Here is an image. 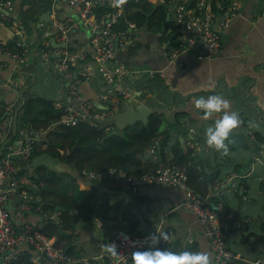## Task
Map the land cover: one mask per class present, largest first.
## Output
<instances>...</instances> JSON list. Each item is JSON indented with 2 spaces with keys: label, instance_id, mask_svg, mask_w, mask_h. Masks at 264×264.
I'll return each instance as SVG.
<instances>
[{
  "label": "crops",
  "instance_id": "0c3cea01",
  "mask_svg": "<svg viewBox=\"0 0 264 264\" xmlns=\"http://www.w3.org/2000/svg\"><path fill=\"white\" fill-rule=\"evenodd\" d=\"M6 1L12 10L11 22L7 25L18 32L12 43L0 42V142L6 144L21 138L26 144L32 140L34 146L40 145L48 131L43 127L36 130L23 126L24 105L32 99L46 98L56 110L54 102L63 99L73 84L59 71L58 57L53 54L48 60L44 57L45 42L49 43V49L60 47L53 40L56 31L51 26L54 20H73L77 24L76 28L70 29L66 47L84 57L71 68L72 78L80 80V94L100 111L105 103L102 96L112 91L115 85L96 72L90 44L93 30L79 21L77 12L67 0ZM150 1L159 3L162 0ZM182 1L196 6L202 0ZM237 1L238 15L221 33L220 53L214 59H200L198 50L171 58L172 49L159 33L147 28L137 29L132 24L128 47L117 48L113 62L125 66L132 73L121 83L128 89L122 102L129 101L133 107L145 104L151 111L149 116L158 114L162 120L164 135L155 147L145 148L142 162L152 161L158 168L181 166L174 162L173 158L178 153L174 148H178L182 155L190 151V158H194L192 166L202 176L194 175H198L196 187L204 192V198L191 189L198 197L213 204L222 203L225 208L231 220L225 230L226 242L238 258L235 264H250L255 260H262L264 264V143L256 144L254 141L257 135L264 139V0ZM21 46L27 49L24 63L10 56L11 52L18 53ZM211 94H220L230 101L227 110L237 111L241 120L234 131L245 133L252 141L251 146L258 148V154H250L244 147L232 149L227 140V148L221 150L206 143L207 126L221 117L222 112L203 118L202 110L194 108V97ZM119 112L121 105L114 114ZM113 115L101 121L107 132L127 127L129 134H135L149 121L148 116L146 124L137 121L134 125L119 128L108 121ZM58 121L52 126L60 124V119ZM30 131L39 134L30 137ZM28 166L21 161V167ZM61 172L75 175L79 180V186L70 187L68 197L64 198L66 201L72 203L73 195L81 189H91L84 196L94 191L96 197L90 203V211H86V215L73 227L68 225L69 229L63 232L64 238L56 240V237H51L58 247L70 250L72 255L101 262L103 260L99 257L106 252L107 239L117 229L143 236L163 232L170 235L164 248L171 249L179 243V251L192 248L193 251L207 252L211 264L214 263L205 231L195 215L181 207L186 196L184 190L152 186L133 194L127 186L114 182L90 181L68 163ZM232 175L237 178L231 180ZM205 183L206 188L203 186ZM38 195L41 202H37V208L58 214V220L48 224L61 229L63 218L72 217V210L65 212L58 204L53 206V210H45L43 206H50V203L43 202L39 192ZM55 198L50 197V200L55 203L58 200ZM14 205L11 198V213ZM23 221L39 225L43 216L32 208L25 213ZM162 238L149 247L161 248Z\"/></svg>",
  "mask_w": 264,
  "mask_h": 264
},
{
  "label": "built area",
  "instance_id": "2783aa9c",
  "mask_svg": "<svg viewBox=\"0 0 264 264\" xmlns=\"http://www.w3.org/2000/svg\"><path fill=\"white\" fill-rule=\"evenodd\" d=\"M77 14L79 21L93 30L90 44L93 49L92 62L96 72L115 88L102 96L103 109L97 111L91 101L85 99L78 90L80 80L71 76V68L84 60L79 54L70 52L67 47L68 35L71 28L77 24L73 20H54L52 29L55 32L54 42L60 47L49 49L45 42L44 57L48 60L51 54L58 57V69L66 79L73 83L63 99L56 100L54 107L62 113L60 124L65 127L88 124L98 126V122L119 111L122 99L126 97L127 90L121 83L132 75L125 66L114 63L117 48H127L130 33L127 30L113 31L112 27L119 24L123 18L124 5L129 0H119L113 11H109L104 20H98L96 8L104 4L101 0H67ZM225 3L218 1L216 6L211 0L199 1L190 6L182 0H172L168 6L171 14L172 27L179 32L178 47L171 50V58L183 52L198 50L200 59H214L220 53L221 33L233 18L238 15V1ZM215 7V9H214ZM11 7L6 0H0V22H11ZM14 25V24H13ZM8 26V25H7ZM129 28L134 27L128 24ZM12 31L18 32L17 29ZM18 53L11 52L10 56L24 63L27 49L20 47ZM2 84H0V88ZM0 107L1 104H0ZM22 133V132H20ZM39 133L30 131L29 136L35 137ZM34 143L32 140L26 144L21 138L10 143L0 142V264L15 261L24 253L30 254L33 264H88L89 259L72 255L64 248L58 247L55 240L42 232L44 226L51 221L58 220V214H51L37 208L41 202L38 192L42 183H35L27 175L21 173V161L29 165L33 159ZM90 181H110L127 186L133 194L144 187L169 186L177 187L186 192L181 207L195 215L196 221L203 228L209 240L213 264H235L238 258L230 250L225 236L230 218L222 203L213 204L209 200L196 195L188 183L186 167L169 166L158 168L153 172L142 175H133L122 169L109 168L101 171H83ZM231 176V180L236 179ZM14 199V211L11 213L10 200ZM36 208L42 213L43 221L39 225L24 223L25 213ZM75 213L76 211H72ZM70 212V214H73ZM150 237L117 229L106 243V252L99 258L107 260V264H134L132 253L136 250L149 248ZM250 264H263L262 260L251 261Z\"/></svg>",
  "mask_w": 264,
  "mask_h": 264
},
{
  "label": "trees",
  "instance_id": "16d2710c",
  "mask_svg": "<svg viewBox=\"0 0 264 264\" xmlns=\"http://www.w3.org/2000/svg\"><path fill=\"white\" fill-rule=\"evenodd\" d=\"M104 4L96 8V15L98 20H104L109 11H113L114 5L116 6L119 0H103ZM171 0H162L159 3L151 2L150 0H129L125 3L123 9V18L119 24L112 27L113 31L127 30L129 31L128 24H134L137 29L147 28L153 30L161 36L167 46L171 49L178 47L179 32L177 28L172 27V21L166 24L164 31H161L162 25L166 22V18L171 14L168 12V6ZM216 1L211 0L213 5ZM225 1V0H224ZM215 9V7H214ZM10 43H12L10 41ZM9 43V44H10ZM62 113L54 110L52 102L46 98L32 99L28 101L23 107V126L34 129L43 127L47 132L45 140L34 146L33 158L48 153L51 156L58 158L62 162H66L73 166L75 171L80 175L83 171H101L109 168L122 169L125 172L133 175H142L155 171L158 167L152 161L144 164L142 162V153L147 146L155 147L159 139H162L164 132L162 130V120L158 114L149 116L148 124L135 133L129 134L127 127L122 129H114L110 132L105 131V128L98 122V126L94 127L88 124H79L77 126L65 127L53 125L58 121ZM59 122V121H58ZM57 122V123H58ZM51 129L50 130V128ZM254 141L256 144L264 143V139L260 136H255ZM45 146L42 148V146ZM178 149V148H177ZM174 148L178 152L174 162L180 164L182 167L187 168L188 183L202 198L204 192L196 187L198 179V171L193 165L194 158H190L191 152L188 151L185 155L179 153V149ZM68 150V151H67ZM60 151H64L63 154ZM164 159V154L162 153ZM187 156V157H186ZM33 160V159H32ZM32 160L28 167H23L21 173L27 175L29 179L35 183H42L40 186L39 194L43 202H49V205H44L46 210H53V206L58 204L63 206V210L68 212L70 210L76 211L71 214L72 217L63 218V227L60 229L55 224H47L43 227L42 232L49 237H56L59 240L63 237V232L69 229V226L77 224L81 218L86 215V211H90V203L96 197V192L92 191L90 194L84 193L91 189H81L82 191L73 195L72 203L66 201L69 189L71 186L78 184V179L75 175L57 172L47 168L45 165L33 166ZM195 174H198L194 177ZM85 177V175L82 174ZM202 178V176L200 175ZM87 178V177H86ZM206 188V183L203 184ZM50 197L58 199L50 200ZM60 197V199H59ZM83 207H85L84 210ZM82 211L84 213H82ZM71 212V211H70ZM92 214L89 215L91 221ZM69 225V226H68ZM170 235L167 238H162L160 245L161 249L167 243ZM180 244H176L170 250L179 251ZM192 250V248L187 249ZM70 253V250H66ZM89 264H107V260L97 262L92 259ZM7 264H33L30 262V254L24 253L19 256L17 260L8 262Z\"/></svg>",
  "mask_w": 264,
  "mask_h": 264
},
{
  "label": "clouds",
  "instance_id": "9594fccd",
  "mask_svg": "<svg viewBox=\"0 0 264 264\" xmlns=\"http://www.w3.org/2000/svg\"><path fill=\"white\" fill-rule=\"evenodd\" d=\"M230 101L220 94H211L207 97H194V108L202 110V117L208 118L213 113H221L214 123L207 126L205 130L206 143L217 149H226V139L230 131L235 129L241 122L237 111H228ZM150 243L156 244L159 240L167 238V233H149ZM134 264H211L207 252L181 250L173 251L167 248L149 247L143 250H136L132 253Z\"/></svg>",
  "mask_w": 264,
  "mask_h": 264
},
{
  "label": "water",
  "instance_id": "95a60500",
  "mask_svg": "<svg viewBox=\"0 0 264 264\" xmlns=\"http://www.w3.org/2000/svg\"><path fill=\"white\" fill-rule=\"evenodd\" d=\"M169 21L170 15L167 16L166 22L161 27V31H164L165 26ZM15 37V32L12 31L11 28L7 26L4 22H0V42L6 44L10 41H13ZM150 113L151 111L147 108L145 104L133 107L130 105L129 101H125L121 104V112L114 114L108 119V121L114 123L119 128L134 125L137 121H141L143 124H146L147 118ZM226 140L232 146V149L236 147H244L248 149L250 154H252L253 152H256L258 154V148H254L251 146L252 141L243 132H235L234 129H232L230 131L229 137ZM65 163L66 162H62L58 158H55L48 153H44L40 156L34 157L32 160V164L35 167L45 165L49 169L57 172H61L64 170ZM248 228H251L250 224H248Z\"/></svg>",
  "mask_w": 264,
  "mask_h": 264
},
{
  "label": "rangeland",
  "instance_id": "374dc122",
  "mask_svg": "<svg viewBox=\"0 0 264 264\" xmlns=\"http://www.w3.org/2000/svg\"><path fill=\"white\" fill-rule=\"evenodd\" d=\"M107 243V242H106Z\"/></svg>",
  "mask_w": 264,
  "mask_h": 264
}]
</instances>
